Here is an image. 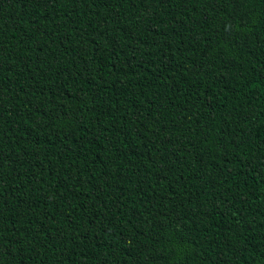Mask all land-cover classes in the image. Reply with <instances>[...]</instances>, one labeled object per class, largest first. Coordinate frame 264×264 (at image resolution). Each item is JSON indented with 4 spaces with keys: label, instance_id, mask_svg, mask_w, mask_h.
I'll list each match as a JSON object with an SVG mask.
<instances>
[{
    "label": "trees",
    "instance_id": "16d2710c",
    "mask_svg": "<svg viewBox=\"0 0 264 264\" xmlns=\"http://www.w3.org/2000/svg\"><path fill=\"white\" fill-rule=\"evenodd\" d=\"M0 264H264V0H0Z\"/></svg>",
    "mask_w": 264,
    "mask_h": 264
}]
</instances>
